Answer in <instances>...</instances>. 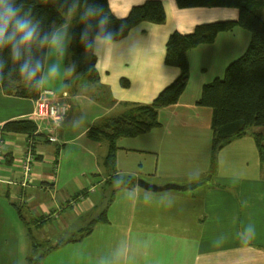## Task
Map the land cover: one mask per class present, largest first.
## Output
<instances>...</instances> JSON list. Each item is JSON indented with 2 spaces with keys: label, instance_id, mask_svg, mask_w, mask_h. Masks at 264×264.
Here are the masks:
<instances>
[{
  "label": "crops",
  "instance_id": "1",
  "mask_svg": "<svg viewBox=\"0 0 264 264\" xmlns=\"http://www.w3.org/2000/svg\"><path fill=\"white\" fill-rule=\"evenodd\" d=\"M144 1L111 0V9L124 17ZM162 1L169 22L144 21L121 38L129 53L101 63L98 83L75 71L49 84L45 90H52L53 96L41 92L70 106L57 127L52 120L33 117L38 99L10 95L0 87V126L20 119H32L38 126L34 134H5L0 264H29L33 243L45 248V243L68 240L102 212L109 198L101 208L100 203L111 194V175L103 163L108 142L89 137V129L104 118L124 114L132 105L151 103L178 77L180 69L165 63L173 30L189 33L196 25L221 16L214 8L193 7L184 12L173 0ZM227 14L237 19L239 12ZM248 33L235 27L219 33L213 43L189 50V83L177 103L159 109L161 125L117 140L115 173L134 177L136 184L116 190L106 221L95 223L78 240L44 250L39 264H110L122 245L128 247L132 264H234L241 256L236 233L248 223L257 232L251 255L256 264H264V169L253 136L255 132L264 135V126L234 139L214 159L213 110L197 104L203 86L222 77L228 64L244 53ZM114 110L119 114L114 115ZM51 135L57 140L51 141ZM30 139L33 172L29 184L21 185V160ZM140 178L183 187L150 191L138 185ZM193 181L199 184L186 186ZM86 220L87 225L81 226ZM77 225L81 227L67 236ZM221 238L225 243L215 247Z\"/></svg>",
  "mask_w": 264,
  "mask_h": 264
},
{
  "label": "trees",
  "instance_id": "2",
  "mask_svg": "<svg viewBox=\"0 0 264 264\" xmlns=\"http://www.w3.org/2000/svg\"><path fill=\"white\" fill-rule=\"evenodd\" d=\"M35 3V0H28ZM108 8V0H98ZM178 7H235L239 9L237 19L217 20L200 23L192 32L182 33L173 31L166 44L165 63L178 67L180 74L168 84L149 104L132 105L127 112L120 116L104 118L101 123L93 125L88 136L95 140L105 139L108 142V151L104 157L106 172L111 175L108 180L110 186L109 202L102 212L90 221L89 225L68 240H60L44 248V252L62 245L65 241H75L89 234L98 221L107 220V207L114 198V193L121 186L136 184V179L130 176H121L115 173V157L117 140L120 137H134L146 133L161 125L158 119L159 109L179 101L187 88L190 79V62L188 52L202 44L213 43L219 33L232 31L241 27L250 32V42L242 55L232 60L225 69L222 77L203 86L202 94L197 101L198 105L209 106L213 110V156L234 139L249 133L252 126H264V0H176ZM34 14L45 27L52 23L62 22V17L56 8L51 5L35 3ZM127 24L123 37L138 24L149 21L164 23L167 19L165 4L162 0H146L134 5L129 13L124 16ZM122 21L114 18L118 26ZM83 25L74 22L72 29L75 34L70 49V63L77 64L76 72L92 83H98V70L87 72L88 65L95 64V58L87 63L84 60V49L79 42V33ZM121 37V38H123ZM7 94L20 97L38 99L41 93H28L24 86L17 80L16 84L7 89ZM5 131L34 134L37 123L30 119L9 121L4 125ZM255 138L262 168L264 169V135L260 132L253 133ZM199 182L193 181L187 187H194ZM41 243H33V254L29 257V264H39L44 252H39Z\"/></svg>",
  "mask_w": 264,
  "mask_h": 264
},
{
  "label": "clouds",
  "instance_id": "3",
  "mask_svg": "<svg viewBox=\"0 0 264 264\" xmlns=\"http://www.w3.org/2000/svg\"><path fill=\"white\" fill-rule=\"evenodd\" d=\"M35 3L53 5L62 22L45 27L34 14ZM35 3L0 0V87L7 89L19 80L26 92L38 94L52 82L75 72V62L65 64L76 38L72 31L74 22L83 25L79 42L84 49L85 63L95 58V64H89L87 72L96 71L101 63L129 53L125 40L121 39L127 29L126 18L111 9V0L107 9L98 0H35ZM114 18L122 22L116 26ZM86 116L85 113L80 123L86 122ZM256 234L253 223L244 225L236 233L241 256L234 264H256V258L251 255ZM224 243L221 238L214 246ZM110 264H132L126 245L116 250Z\"/></svg>",
  "mask_w": 264,
  "mask_h": 264
},
{
  "label": "built area",
  "instance_id": "4",
  "mask_svg": "<svg viewBox=\"0 0 264 264\" xmlns=\"http://www.w3.org/2000/svg\"><path fill=\"white\" fill-rule=\"evenodd\" d=\"M44 93L49 96H53L54 94V92L49 89L45 90ZM69 107V104L66 102L53 100L50 97H43L41 95L37 100V106L33 117L37 119L42 118L52 120L57 127L61 120H63L67 115ZM49 139L51 141H56L57 137L55 135H51L49 136ZM33 144V141L30 139L21 160V170L23 177L22 181L20 182L21 185L29 184L32 177L33 164L35 161V154L32 150ZM5 151V129L3 126H0V169L2 163L5 160ZM0 181H3L1 174Z\"/></svg>",
  "mask_w": 264,
  "mask_h": 264
},
{
  "label": "rangeland",
  "instance_id": "5",
  "mask_svg": "<svg viewBox=\"0 0 264 264\" xmlns=\"http://www.w3.org/2000/svg\"><path fill=\"white\" fill-rule=\"evenodd\" d=\"M173 2H174V4H175V6L177 7V8H179V9H183V10H186V11H184V12H189L190 10H192L191 8H193V7H191V8H180V7H178V5H176V1L175 0H173ZM167 4V3H166ZM168 5V4H167ZM205 8H214L215 10H217V11H215L218 15H221V16H219L218 18H215V20H212V21H217V20H233V19H231V17L232 16H229V14H227L228 12H235V13H238L239 12V9L238 8H235V7H205ZM166 9V8H165ZM166 13H167V10H166ZM167 17H168V15H167ZM168 23L169 22V20H168V18L166 19V21L164 22V24L165 23ZM209 22H211V21H209ZM205 23V22H204ZM173 31H175V30H173ZM248 34H250V33H248ZM250 38H251V35H250ZM250 38H248V44H249V42H250ZM247 44V45H248ZM113 114L114 115H118L119 114V112L117 111V110H114V112H113ZM4 127V126H3ZM254 128H255V126H252L251 128H249V132L250 133H253V131H254ZM5 129V128H4ZM5 134H6V131H5ZM32 172H33V170H32ZM99 194V192L97 191L96 193H94L93 194V196H97ZM108 198H109V195H106V197L104 198V199H102V201H101V203H100V208L101 207H103L105 204H106V202L108 201ZM96 215V213H93L91 216H90V218H88L89 220L92 218V217H94ZM89 220H86L85 222H83V224H81V226L83 225V227H85L86 225H87V223L89 222ZM81 221H83V220H81ZM80 221V222H81ZM80 225H77L76 227H73L72 228V230H71V232H69V234H67V236L68 235H70L71 233H73V231L75 232V231H77L80 227H81ZM53 241V240H52ZM42 246L44 245V244H41ZM45 245H47V246H49L50 245V242H48V243H45ZM42 251H44V248L43 247H40V249H39V252H42Z\"/></svg>",
  "mask_w": 264,
  "mask_h": 264
},
{
  "label": "water",
  "instance_id": "6",
  "mask_svg": "<svg viewBox=\"0 0 264 264\" xmlns=\"http://www.w3.org/2000/svg\"><path fill=\"white\" fill-rule=\"evenodd\" d=\"M138 185L142 188H145L147 190L150 191H163V190H169V189H180L183 186L180 184H176V183H169V184H165V185H157V184H153L148 182L145 179H138Z\"/></svg>",
  "mask_w": 264,
  "mask_h": 264
},
{
  "label": "bare ground",
  "instance_id": "7",
  "mask_svg": "<svg viewBox=\"0 0 264 264\" xmlns=\"http://www.w3.org/2000/svg\"><path fill=\"white\" fill-rule=\"evenodd\" d=\"M30 120H32V119H30ZM34 121V120H33ZM35 122V121H34Z\"/></svg>",
  "mask_w": 264,
  "mask_h": 264
}]
</instances>
